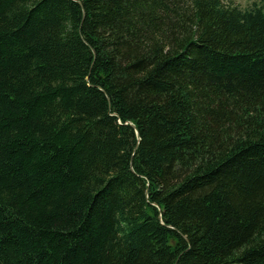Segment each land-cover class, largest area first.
Instances as JSON below:
<instances>
[{
    "label": "trees",
    "instance_id": "16d2710c",
    "mask_svg": "<svg viewBox=\"0 0 264 264\" xmlns=\"http://www.w3.org/2000/svg\"><path fill=\"white\" fill-rule=\"evenodd\" d=\"M0 264H264V1L0 0Z\"/></svg>",
    "mask_w": 264,
    "mask_h": 264
},
{
    "label": "rangeland",
    "instance_id": "374dc122",
    "mask_svg": "<svg viewBox=\"0 0 264 264\" xmlns=\"http://www.w3.org/2000/svg\"><path fill=\"white\" fill-rule=\"evenodd\" d=\"M261 0H221L223 4L236 6L241 9L250 7L253 3H259ZM264 1V0H262Z\"/></svg>",
    "mask_w": 264,
    "mask_h": 264
}]
</instances>
